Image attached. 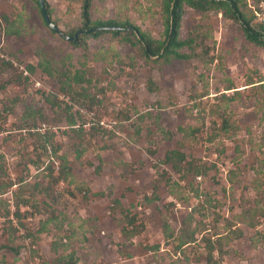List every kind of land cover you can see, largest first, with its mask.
I'll return each mask as SVG.
<instances>
[{
  "label": "rangeland",
  "instance_id": "rangeland-1",
  "mask_svg": "<svg viewBox=\"0 0 264 264\" xmlns=\"http://www.w3.org/2000/svg\"><path fill=\"white\" fill-rule=\"evenodd\" d=\"M46 1L60 30H79L81 0ZM161 4L91 0L89 12L161 39ZM183 8L191 57L149 60L109 33L73 44L49 29L35 0H0V14L22 17L19 35L0 25V264H209L203 237L217 236L216 264H264V177L254 170L264 168V44L221 12ZM39 56L58 72L84 70L98 92L94 104L73 106L81 129L67 125L71 101L57 80L26 70ZM172 148L194 169L181 176L164 162ZM62 156L72 183L55 179ZM155 186L158 199L143 201ZM51 212L61 226L44 225ZM190 234L177 248L174 236Z\"/></svg>",
  "mask_w": 264,
  "mask_h": 264
},
{
  "label": "trees",
  "instance_id": "trees-1",
  "mask_svg": "<svg viewBox=\"0 0 264 264\" xmlns=\"http://www.w3.org/2000/svg\"><path fill=\"white\" fill-rule=\"evenodd\" d=\"M38 5L39 11L40 5L39 1L35 0ZM45 7L47 13L50 17V10L46 0ZM254 2V1H253ZM251 0H162V12L164 13L163 18V33L162 38L157 39L152 37L146 31L140 29L139 26L132 24L131 22H118L113 19L109 20H97L92 21L90 18V5L91 0H81L80 4V14L82 19V25L79 29L82 30L76 40H71V43L78 44L79 40L86 35L96 37L101 33H109L113 36L119 37L122 41L128 42L132 46L138 47L142 56L149 60H170L172 58L177 59H188L191 57L190 54L184 52L182 49L184 47H190L192 39H182L179 35V29L181 24V18L184 11L183 6L187 5L195 10L200 12H205L208 10H214L221 12L227 18H231L240 23L241 29L245 37L254 44H264V29L261 22L260 24L253 25L251 20L253 17L258 15V6L257 2L253 3ZM242 6L248 7L250 15L244 12ZM42 15V13H41ZM43 18V16H42ZM4 21L6 27H4V33L7 35H19L22 31V17L21 13L16 14L12 19L9 18L7 14H0V25ZM44 21V19H43ZM46 24V22L44 21ZM47 25V24H46ZM48 26V25H47ZM49 27V26H48ZM49 29L54 32L50 27ZM36 68H39L44 74L49 77H53L58 82V88L60 91L67 93L71 103H65V109L67 112V125L71 128L78 127L82 128V124L77 123V115L79 114L77 110L72 111L73 106L79 104V102H87L89 105L94 104L96 99V93L90 92L91 81L85 77L84 70L76 68L73 70L67 69L62 72H58L51 64L50 60L44 56H39L36 64L28 63L26 64V70L32 73ZM155 86H148V89L152 90ZM102 91V88L101 90ZM226 100H230L231 97H225ZM79 116V115H78ZM124 119H129L125 116ZM219 127L221 129H226L229 125L227 118L224 116L220 117ZM216 124V123H214ZM170 135L169 132H165ZM260 159V158H258ZM164 162L170 164L172 169L179 173L181 176L184 174V170H193V162L186 160V155L184 152L179 149L172 148L166 151L164 155ZM185 165L188 168L185 169ZM255 173H257V179L264 177V168L263 161L255 166ZM195 173H200L199 170H195ZM61 179L66 183H72L73 175L71 171V166L68 164V161L62 156L60 160V166L58 169V174L55 178ZM257 180V181H258ZM166 183L170 187L172 183L178 184L177 181L171 182L170 178L166 179ZM179 185V184H178ZM158 199V193L156 186L153 187V192L151 196L144 195L143 201L151 202L152 200ZM262 203V202H261ZM134 204H131L130 207H133ZM130 207L127 208V211H130ZM127 223L133 224L135 216H126ZM59 221L58 225L61 226L63 220H59L57 216L51 212L44 221V225L47 223ZM164 235L166 238L173 236L168 224L164 222ZM127 228H123L126 231ZM221 236H217V239L211 237H203V248L206 252V260L209 264H216L217 261L214 257L213 251L217 247V243ZM176 239V247L183 249L190 245L194 240L193 234H190L188 238H181V236H174ZM7 247V246H5Z\"/></svg>",
  "mask_w": 264,
  "mask_h": 264
},
{
  "label": "water",
  "instance_id": "water-1",
  "mask_svg": "<svg viewBox=\"0 0 264 264\" xmlns=\"http://www.w3.org/2000/svg\"><path fill=\"white\" fill-rule=\"evenodd\" d=\"M40 5V10L43 16L44 21L46 24L54 31L56 32L62 39L64 40H76L78 37V34L82 32L81 29L77 30L73 35L66 34L62 30L59 29L57 24L49 17L44 0H38Z\"/></svg>",
  "mask_w": 264,
  "mask_h": 264
},
{
  "label": "built area",
  "instance_id": "built-area-1",
  "mask_svg": "<svg viewBox=\"0 0 264 264\" xmlns=\"http://www.w3.org/2000/svg\"><path fill=\"white\" fill-rule=\"evenodd\" d=\"M258 6H259V9H261V10H260V12L258 13L257 17H258L260 20H262V19L264 18V11H263V8H264V0H259V1H258ZM25 73H26V71H25ZM42 126L44 127V124H42Z\"/></svg>",
  "mask_w": 264,
  "mask_h": 264
}]
</instances>
